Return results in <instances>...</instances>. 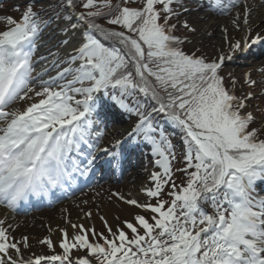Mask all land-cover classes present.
<instances>
[{
	"label": "snow or ice",
	"instance_id": "snow-or-ice-1",
	"mask_svg": "<svg viewBox=\"0 0 264 264\" xmlns=\"http://www.w3.org/2000/svg\"><path fill=\"white\" fill-rule=\"evenodd\" d=\"M130 3L135 0H117L116 5L111 0H100L99 5L85 0L82 7L95 11L68 13L73 0H61L63 18L75 17L70 27L82 29V40L65 60L49 51L57 73L41 80L39 91L30 86L36 42L43 28L61 14L42 20L33 10L34 0H29L20 20L3 18L7 27L0 32V204L15 210L30 197H47L63 188L73 172L84 176L94 169L101 157L83 151L82 145L93 147L90 132L97 138L101 135L103 121L98 113L103 94L122 110L134 112L138 120L129 138L134 144L151 145L152 155L159 157L155 163L163 172H153L154 187L145 190L148 198L157 200L155 204L118 196L151 212L152 222L143 215H136L134 223L124 221L129 237L123 229L113 231L105 221L112 238L100 233L103 243L90 241L89 232L97 236L94 229L72 224L77 229L73 234L60 230L62 254L26 258L22 246L30 247L28 238L17 240L11 235L12 225L5 226L6 220L0 219V264H92V259L96 264H264V199L253 195L258 182H264V138L250 127L253 114L243 111L253 95L238 101L219 75L225 60L242 48L241 42H229L227 55L208 62L196 51L185 52L182 45L190 41L174 35L177 24L172 21L191 11L183 0H140L139 7L126 6ZM177 3L182 12L174 7ZM238 3L210 0L209 9L226 14ZM250 11L245 7V26ZM97 18L116 27L105 29ZM238 20H234L237 28ZM183 27L195 32L186 20ZM60 32L67 35L68 28ZM249 41H264V35L252 37L250 29L244 49ZM136 91L151 111L145 112L143 103L135 109L125 103L124 98ZM30 94L39 101L23 109L11 107L16 101L32 100ZM153 113L163 114L184 134L185 167L177 171L186 174L187 182L179 188L172 181L169 159H175L174 146L154 123ZM74 151L83 160L74 158ZM100 151L119 167V153ZM169 184L171 201L160 200ZM202 201L211 203L213 214L201 207ZM40 243L55 248L50 238ZM74 250L87 254L73 258Z\"/></svg>",
	"mask_w": 264,
	"mask_h": 264
},
{
	"label": "rangeland",
	"instance_id": "rangeland-1",
	"mask_svg": "<svg viewBox=\"0 0 264 264\" xmlns=\"http://www.w3.org/2000/svg\"><path fill=\"white\" fill-rule=\"evenodd\" d=\"M82 1L85 2V0ZM251 1L242 0L240 9L233 14L230 12L236 6L232 7L226 14H220L209 9L210 0H183V6L189 8L191 11L181 14L178 21L180 24H183L186 20L190 27L195 29V32H189L187 29H184L190 42L182 45L183 50L188 53L196 51L198 56L203 57L208 62H211L219 55H227L230 52L229 42H241L242 48L231 53V60H225L221 69H219V75L225 80L226 86L234 91V96L238 101L244 99L249 93L253 95V99L246 101L247 107L243 111L253 114L254 122L250 127L258 129L261 138H264V51L258 48L255 49L250 41V46L247 49L243 48V42L249 33L250 27L252 37H255L257 34L264 35V26L258 32L254 31L256 30L255 24L258 20H260L259 24H264V0ZM28 2L29 0H0V32L4 31L7 27L3 18L12 17L20 20L21 14L25 10L24 5ZM95 2L99 5L100 0H95ZM111 3L114 4L115 0H111ZM136 3H130L126 6L132 7ZM245 7L251 10L248 17L249 24L247 26L243 23ZM16 8H19V11L14 10ZM33 10L40 13L42 20H47L49 17L61 14L59 20H54L48 27L43 28L40 38L36 42L32 64L34 70L37 65L36 61L43 52L45 54L50 50L52 52H63L64 48L71 43V38L69 37L71 32L74 31L76 33V31H79V34H82V29L79 27L77 28L78 30L71 29L70 24L76 23V20L73 18L71 20H65L62 15L64 11L63 7H57V11H55V8L49 0H34ZM89 10L95 11V8ZM107 10L108 8L102 9L103 12ZM179 10L182 12V8ZM67 12L71 13L68 9ZM237 17H239L238 28L236 23H234ZM206 25H212L211 35L209 36V41L203 42L202 40L207 37V35L203 34V32H206L203 31ZM63 28H68L67 35L60 32V29ZM63 40H67L68 44H61L60 42ZM72 51L73 49L67 50V54L61 53L59 59L65 60ZM48 56L51 57L49 54ZM66 66L61 65V67ZM50 71L53 73V69H50L45 74L51 76L52 73ZM68 78L71 79V77ZM33 80H35V77L32 71L30 86L39 91L40 86L35 85ZM249 80L255 81V85L251 86L247 82ZM36 81H38L37 78ZM30 95L34 99H40V97H35L34 94ZM100 100L101 96H99ZM129 101H131L130 98ZM99 103L101 105L100 110L101 108H105L104 111L98 113L100 119L103 121V124L100 125L102 130L101 136L97 138L95 132L92 131L88 137L89 140L91 139L95 143L98 142L93 149V153H100V149L102 148H107L109 152H112L116 148V145L118 146L117 142L120 143L121 140H124L125 142L123 144H126L130 150H135L132 152V160L138 169L135 174L137 177L132 181L129 177L119 185L104 184L48 211H42L29 217L14 216L13 219L9 218L5 226L12 225L11 235L17 240H21L23 237L28 238L30 247L23 248L22 246V251L26 258L40 255L62 254V250L59 247V240L61 238L60 230L65 229L71 235L77 231V229L71 227L72 224L83 225L85 229H94L97 234L95 238L92 237L91 232L88 234L90 241L93 243H103L102 240H99L100 233H103L109 239L112 238L105 226V221H107V224L111 226L113 231L119 228L127 233L128 229L125 228L124 221L127 220L134 223V217L136 215H143L145 218H148L150 214L148 211L124 203V200L135 199L141 204H155L157 201L155 198H148L145 195V190L154 187V182L151 180L152 173H162L163 169L155 163L159 157L152 155L151 145L139 142L134 144L129 138L128 134L137 123L134 112L124 111L116 104L109 105L101 101ZM126 104L128 105V103ZM129 107L135 109L133 105ZM165 133L168 135L167 131ZM171 143L174 146L173 152L175 155V159H171V156L169 157L171 161L172 181L174 183L181 181L180 184H183L186 174L177 171V169L185 167L184 156L180 154V148L176 146L178 143ZM101 157L109 158L110 156L106 153L103 155L102 153ZM135 175L132 177H135ZM126 185L127 187H125ZM168 187H171V184L164 186L161 195L169 189ZM255 191L257 194H253L254 196L264 199V189L261 190L260 186H257ZM118 196H122L124 200L119 199ZM206 212L213 214L211 210ZM87 213H91V215H87ZM140 231L143 234V230L141 229ZM45 238H50L54 242V249L50 250L46 245L40 243ZM86 254L85 251L77 252L74 250L72 256L75 258L76 256H85ZM92 260L95 261V259ZM49 263L51 262H42V264ZM92 264L95 263L92 261Z\"/></svg>",
	"mask_w": 264,
	"mask_h": 264
},
{
	"label": "bare ground",
	"instance_id": "bare-ground-1",
	"mask_svg": "<svg viewBox=\"0 0 264 264\" xmlns=\"http://www.w3.org/2000/svg\"><path fill=\"white\" fill-rule=\"evenodd\" d=\"M53 6V5H52ZM257 12V11H256ZM261 13H262V11H261ZM261 13H259V14H261ZM263 15V14H262ZM259 22H260V20H258L257 21V23L255 24V26H256V30H254V31H256V32H258V30L260 29L261 30V28H263V26H264V24L263 25H261V24H259ZM211 26L212 25H206L205 27H204V30L203 31H206V32H203V34H205V35H207V37H205L202 41L203 42H207V41H209L210 39V32H211ZM252 26H253V24H252ZM250 29H251V27H250ZM78 30V29H77ZM69 37L71 38V43L68 45V46H66L65 48H64V50H63V52L61 51H54V52H56V53H58L59 54V57H60V55H61V53L63 54V53H66V51L67 50H71V49H74L75 47H77V46H79V44L81 43V40H82V34H79V31H76V33L73 31V32H71V34L69 35ZM73 42V43H72ZM48 54H49V51H48V53L47 54H45V52H43L42 53V55L41 56H45V57H48V59H46V60H41L40 59V57H39V59L36 61L37 62V65L35 66V68H34V70H33V76L35 77V80H33V82L35 83V85H37V86H40V84L41 83H39V81H41V80H48L50 77H53V76H55L56 75V73H57V69L56 68H54L53 66H52V63H51V60H52V57H49L48 56ZM67 54V53H66ZM62 61V60H61ZM50 69H53V73H52V75L51 76H49V75H47V74H45V73H48V71L50 70ZM36 78H37V80L38 81H36ZM37 83V84H36ZM79 98H82V97H79ZM38 102L39 101V98L38 99H34V97H33V99L32 100H25V101H16L15 103H14V105H12L11 107L12 108H14V109H23L24 107H26L27 105H29V104H31L32 102ZM123 123V122H122ZM122 141L123 140H121L120 141V143L118 144V146H124L125 144H122L121 145V143H122ZM113 146V145H112ZM117 145H116V147H118ZM137 176L135 175V177H131L130 178V180L132 181V180H134L135 178H136ZM129 180V181H130ZM128 185V184H127ZM127 185L125 186V187H127ZM9 216H10V214L8 213V211L5 209V208H3V207H0V219H5L6 221L9 219ZM9 224V223H8Z\"/></svg>",
	"mask_w": 264,
	"mask_h": 264
},
{
	"label": "trees",
	"instance_id": "trees-1",
	"mask_svg": "<svg viewBox=\"0 0 264 264\" xmlns=\"http://www.w3.org/2000/svg\"><path fill=\"white\" fill-rule=\"evenodd\" d=\"M50 1L53 3V5H54L55 8H57L58 6L59 7L62 6L61 0H50ZM135 2H137L136 5L135 6H132V7H138V6H140V0H137ZM83 3H84V1H82V0H73V5H74L73 9L75 10V12L81 13V12L89 11V9H84L82 7V4ZM116 3H117V1L115 0V3L112 4V5H116ZM176 6H177V4L174 5V7H176ZM108 12H109V9L107 11H104V13H108ZM96 22L99 23L105 29L116 27V26L108 25L105 22V20L102 19V18H97ZM172 23H176L177 24V28H176V30L174 32V35H176V36L181 37L182 39H184L183 38V35H184L185 31H184L183 25L180 24L176 19H174L172 21ZM105 43H107V42H105ZM226 88L229 90L228 87H226ZM109 91H111V89ZM125 98H130L131 102L132 103H135L137 105L143 103L145 105V108L143 110H150L151 111V109L147 106L149 102L145 100V97L139 91H136V92L133 93L132 96L125 97ZM153 121H154L155 124H158L159 121L157 120V116H153ZM163 121H164L165 124H169L168 120L164 119ZM173 127H175L177 141L179 142V145H180V147L182 148V151H183L184 145H183V139H182V137H183L184 134H183V132L178 127H176L174 125H173ZM186 182H187V177H186L185 182L183 184H186ZM180 183L177 184V188H179V186L183 185V184H180ZM162 200L167 201L166 200V197L162 198ZM168 202H170V201H168ZM166 206H167V204H166ZM148 213L150 215L146 219H148L149 222L151 223V221H152L151 220V216L153 214L150 213V212H148Z\"/></svg>",
	"mask_w": 264,
	"mask_h": 264
}]
</instances>
